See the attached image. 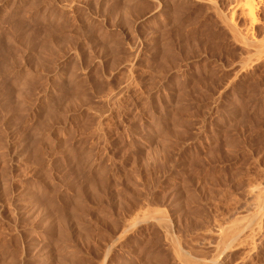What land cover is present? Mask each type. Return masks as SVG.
Listing matches in <instances>:
<instances>
[{"label":"rangeland","instance_id":"1","mask_svg":"<svg viewBox=\"0 0 264 264\" xmlns=\"http://www.w3.org/2000/svg\"><path fill=\"white\" fill-rule=\"evenodd\" d=\"M209 10L198 0H0V264L174 263L145 208L165 212L193 254L212 252L210 225L245 197L209 190L207 173L238 166L264 181V100L220 92L225 49L230 60L238 50ZM250 64L240 77L255 75L248 86L264 96L263 64ZM207 72L217 86L199 91ZM210 155L231 160L206 171ZM261 243L244 264H264Z\"/></svg>","mask_w":264,"mask_h":264},{"label":"bare ground","instance_id":"2","mask_svg":"<svg viewBox=\"0 0 264 264\" xmlns=\"http://www.w3.org/2000/svg\"><path fill=\"white\" fill-rule=\"evenodd\" d=\"M198 1H202L204 3H207L210 6V10L213 12V15L215 16L214 18L217 21V23L216 22H213V23L218 24V26H219L218 30L219 29L222 30V32L224 33V34L222 33L223 37L225 35L223 40L226 39L228 42L231 43V46L233 45L236 48V50H238V52L236 51L237 53H235L237 55L236 57L233 56L235 54L229 52L230 56L232 55V57L237 58V59L233 58V60L231 59L232 60L231 61L229 59V57H226L227 54H228V53L226 54V52H228V51L225 49L226 52L223 55H226V56L224 58H228L230 61L227 59L226 61L229 64L226 61L225 62L228 65H226L225 62H224L223 65H226V66H222V67L219 66V67L223 68L224 73L226 75L225 77H223L221 79L222 81H220L222 83V85L218 86L220 92L228 91V89L230 90V88L232 90H234V91H238V90L241 91V89L243 88V90L246 89L247 95H245L244 97H242V99H240L241 103H243V102L246 103V102H251V101L258 102L259 98H262L264 100V98H263L264 96H261V92H260L262 89L259 91L258 94L256 92H254L255 90H257V89H255V87L257 86L258 83L254 84L255 87H254L253 84L250 87L248 86V85H250L251 82H257V77H255V75H250L249 76L247 74V75H245L243 77H240V75L242 76V73L247 70L248 65H252L250 63H252L254 61H255V63L257 61H261L262 64H263L262 67H264V0H227V4L224 3L225 7H227L226 10H222L218 6L219 5L218 2L215 1V0H198ZM194 3H196V2H194ZM221 5L223 6V2H222ZM198 13L200 14L199 10H198ZM203 13H201V14H203ZM211 20H213V18ZM239 21L241 22V24L239 23ZM213 23H212V26H213ZM256 25H260V27H261L260 36H258V35L256 36L254 34V30H255ZM213 29H214V27H213ZM216 29L217 28H215V30ZM212 32L211 33L208 32V33L209 34H213ZM217 32L218 31H216V33ZM219 33H221V31H219ZM217 36H219V35H217ZM219 38H220V36H219ZM226 40L224 42H226ZM225 47H226V44H225ZM209 48H211V47L209 46ZM231 48L234 50L233 47H231ZM228 50H230V48ZM220 58H222V57H220ZM209 68H211V67L209 66ZM213 69H215V68H212L210 72H209V69H208V72L211 73L213 71ZM216 69H215V72H216ZM219 71H221V70H219ZM252 71H254L253 67H252ZM208 72H207V75H208ZM212 73H214V71ZM224 73H223V76H224ZM250 74H251V71H250ZM255 74H256V72H255ZM214 76L209 77V75H208L207 78H205V77H202L201 75H199L197 77V80H196V86L199 89V91H201L203 89V87L205 86V84H207V83H209L212 86H214L215 83L217 84V81H216L217 77L215 76L216 78H214ZM218 76H219V73H218ZM247 79H248V81H246ZM217 80H219V79H217ZM237 81H239L240 83H238ZM237 83L239 84L238 88L236 87ZM252 86L254 87V91L252 90L253 89ZM262 88H264V87H262ZM259 117H260V114H259ZM258 122L260 123V120ZM262 122L264 123V121H262ZM262 127H264V126H262ZM230 146L233 147L234 144H233V146H232V144ZM230 153H228V154L230 155ZM230 156H232V154ZM230 156L229 157L227 156L228 158H225L224 161L226 159L230 161L231 160ZM234 157L235 156H233L232 158H234ZM208 158H209L208 159L209 160V165L205 168L206 171H210L211 170V163L212 162H214L213 164H215L218 161V164H220L221 162L219 163V161L223 159L221 157V155L214 157L215 161L213 160V156L212 155H210ZM224 161H222V163ZM234 161H236V160H234ZM224 163H226V162H224ZM228 163L231 164L230 162H228ZM230 167H232V166H230ZM240 167H242V166L240 165ZM246 168H248V166ZM242 171L243 170H241L238 166L237 167H233V168H226V166L225 167H216V166H214V168L212 169L211 173H207V174H209L210 177L205 179V182H204L205 184L204 185H207L209 190H213V191H217V190L219 191L220 190L221 194H223V195L227 194V196H229L228 193H230L231 195L235 196L236 193L240 192V193L244 194V196H243V194H241L240 197L241 196H243L242 198L245 197L244 202H241V203H243V205H241L240 207L237 206V207L240 208V210L237 209L238 212H236L234 205H235V203L237 204V202L239 200L238 201L235 200L236 201L235 203L230 201L231 204L233 203V205H231V206H233L234 210H235L233 212L234 213L236 212V213L233 214V212H232L230 214H227V215L223 216L221 219H219V223H217V221H216V224H215V222H213L212 224H214V225H210V227L211 226L215 227V228L213 227L214 231L211 228L212 232H213L212 235H214L213 237L215 238V240H214L213 247L211 246V244L208 243L209 246L211 247V248L209 247V249L212 251V252L210 251L211 253H209L207 251L208 252L207 254L208 255L210 254L209 257H208V255H204V256L199 255L202 252L199 253V254L197 252V255L193 254L195 252L192 251L193 252L192 253L189 249L184 248V246H182L180 244V241H179L180 239H178L179 238L178 235L176 236L174 234L175 233L174 230L178 231V228L175 227L176 229H173L175 225L173 226V224L170 223L169 218H167L168 216L166 217L165 212L163 214L159 210H150V208H145L143 210L140 209L139 214L141 213V216H140L141 219H143L144 221L147 220V222L148 221L152 222L153 225L159 227L163 231V232L162 231H160V232H162L164 234V237H165V239L167 241L166 243H168V246H166V247H170V249L169 248L168 249L171 251L170 255L172 254L171 260L174 261L175 264H232V263L233 264H244L246 261L248 262V260H250V258L252 257L253 253L256 251V249H258L257 248L258 245L262 244L261 241L264 239V237H263L264 236V234H263L264 233V181L262 182L263 179L261 181H259L258 179L260 177H258V179H257L258 181H256V179L250 178L249 176L248 177H246V176L243 177L242 174H244V173H242ZM253 173H256V172L254 171ZM245 174H247V173H245ZM248 175H250V174H248ZM252 177H255V176H253V174H252ZM200 183H201V180H200ZM234 184L236 185L235 187H234ZM215 185L217 187L216 188L217 190L214 189ZM201 186H203V185H201ZM204 187H206V186H204ZM209 190L202 192V194L203 193L206 194L205 192H207L208 195H209V192H213V191H209ZM190 192H189V194H190ZM191 193H193V192H191ZM212 194H215V193L213 192ZM216 194L218 195V197L221 196V194L219 196L218 192ZM193 195H194V193H193ZM217 195H215L216 198H218ZM223 195H222V197L225 198ZM195 196H197V195L195 194ZM211 196H213V195H211ZM238 196H237V198H239ZM189 197L191 198L190 195H189ZM199 197H201V194H200ZM222 197H220V198L222 199ZM229 197L227 198L228 199L227 201H229ZM190 198H188L189 199L188 201L191 204V201L193 199L195 200L196 197L194 198V196H193L192 197L193 199H190ZM202 199H203V201H201V203L204 202V204H205L206 200H204L205 198L203 197V195H202ZM208 199H210L212 201L213 198L212 197L210 198V196H209ZM218 199H216V200H218ZM234 199H236V198H234ZM210 200H208V201H210ZM225 200H226V198H225ZM195 203H198L197 200L192 205H194ZM215 203L216 202H214V205H215ZM220 205H222V204H220ZM231 206H230V209H229L230 211H232V209H233V208L231 209ZM194 207H195V205H194ZM199 207L200 208L201 207L204 208V205L203 206L199 205ZM219 207H221V206H219ZM193 209H195V208H193ZM213 209L216 210V207L213 208ZM188 210H190V209H188ZM188 210H187L186 213H188ZM199 210L195 209L194 211L197 212ZM221 211H219V212H221ZM193 212H189L188 216H190V214H193ZM201 212H203V211H201ZM212 214H214V213H212ZM218 216H222V215H218ZM131 221H132V219L130 221L123 222V226L122 225L120 226L121 229L118 232H115V233L113 232L114 233L113 235L111 234L113 236V240H112L113 242L112 243L114 245H115L114 241L120 240L123 237L122 235H124L128 231V229L131 227V225H132ZM149 225H151V224H149ZM153 225H152V227H153ZM201 225H203V224H201ZM200 227H204V226H200ZM205 228H206L205 231H207V226H205ZM160 229H158V230H160ZM205 231H203V232H205ZM207 233L208 234L210 233L209 232V228H208V232ZM163 234H162V236H163ZM176 234H180V233H176ZM208 239H210V238L208 237ZM182 243H185V242L182 241ZM168 249H166V250H168ZM234 251L235 252L239 251V256L236 258L237 260L234 259V261L236 260L235 263L232 262V260H231V258L229 256L230 253L234 252ZM163 261H165V260H163ZM174 263H172V264H174Z\"/></svg>","mask_w":264,"mask_h":264}]
</instances>
